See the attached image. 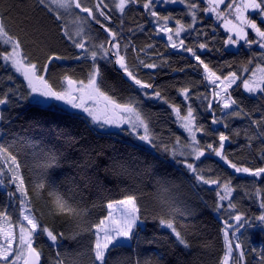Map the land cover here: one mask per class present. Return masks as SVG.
Listing matches in <instances>:
<instances>
[{"label":"trees","instance_id":"1","mask_svg":"<svg viewBox=\"0 0 264 264\" xmlns=\"http://www.w3.org/2000/svg\"><path fill=\"white\" fill-rule=\"evenodd\" d=\"M97 2L99 0H86L89 7H93ZM144 2L146 0L130 4L123 14L111 6L104 8L103 11L111 17L110 22L99 16L93 7L101 24L95 21L91 23L88 18L85 39L88 40V48L110 39L101 25L117 32L121 54L125 55L129 69L142 82L153 85L149 89H140L125 77L118 65L109 64L105 68L104 62H100L108 83L116 88L118 95L122 99L135 98L148 114L150 129L156 137L155 142L162 145L159 149L140 144L134 135H129L127 131H107L112 133L109 135L105 131L96 130L88 121L74 116L72 113L76 111L65 110L66 108L57 104L39 107L32 105L29 100L20 99L29 91L26 81L0 61V97L5 93L9 97V104L1 108L9 121L4 125L9 133L8 139L12 140L18 136L39 145L35 149L36 155H33L32 149L18 143V159L22 164L27 161L29 168L33 169L31 173L28 168L23 171L35 209L44 213L45 224L54 231H63L66 237L61 248H53L44 237L36 241L34 246L38 245V251L41 252V264H54L57 251L60 252L64 264H90L89 255L93 241L88 232H82L75 239L68 238L74 229L68 226L66 218L50 217L45 200L36 198L31 179L43 171L39 167L45 162L41 148L46 150L54 147L62 154L61 167L49 170V181H55L62 192L77 188L82 193V205L91 209L92 221L106 216L107 203L123 198L124 190L143 193L140 199L143 205L142 213L146 209L148 217L142 225L145 230L140 233L138 245L134 244L132 248L111 253L114 264H132L134 254H138L137 258L141 260L150 257L152 264H219L224 254V221L228 219V212L232 211L227 208L229 201H219V187L198 183L192 173L182 164L175 163L170 153L163 150L164 146L169 149L178 147L175 143L177 138L180 145L189 143L188 134L180 126L173 107L179 108L181 115H185L186 105H190L194 109L197 123L202 124L205 131L216 129L228 135L231 142L225 141L224 154L232 163L251 168L264 167V160L261 159L264 153V138L259 135L264 132V123L260 126L253 123L256 120L264 121V96H250L242 86H237L240 83L238 81L229 92L248 115L242 113V118L228 117L212 98L211 93L215 89L204 80L203 67L191 53L171 48L156 29V18L143 8ZM193 2L200 9L207 6L205 0ZM103 3L107 4L104 0ZM158 5L156 3L154 6L158 15L171 16L174 18L172 20H179L186 28L191 23L187 7ZM74 10L81 14L75 8ZM0 14L3 15L9 34L20 40L25 54L33 62L42 65L49 56L66 57L53 60L49 65L51 80L55 81L57 86L65 74L73 79L85 78L91 61L71 59L72 56L81 54V50L73 47L62 32L63 27L68 28V14L60 13L62 18L58 20L56 11H50L49 5L41 4L39 0H0ZM253 19L264 29V24L257 14ZM89 37L92 39H88ZM226 38L227 33L220 22L203 11L197 12L195 28H189L182 37L186 47L193 48L219 75L236 71L238 75L247 77L250 73L240 71L243 66L252 69L257 64H264L260 55L264 50L256 44L251 48L242 45L237 50H229L225 46ZM249 39H256L252 31H249ZM201 43L207 44L208 47L200 49L198 46ZM124 45H129L126 52ZM6 51L0 43V54ZM249 60H252L251 65L247 63ZM140 61L158 66L145 68ZM226 64L231 67L225 66ZM184 88L190 89L188 100L181 94V89ZM9 89L12 91L9 92ZM154 90L160 91L164 99H149L143 94H151ZM204 96L209 99H202ZM209 102L212 104L211 110L206 108ZM213 116L229 127L212 124ZM237 131L239 135L235 134ZM197 139L200 140L201 147L209 143L213 147L218 146V135L215 132L211 135L197 133ZM10 150L17 154L15 149ZM204 150L205 156L199 161L187 156L178 159H186L189 163L196 164L198 169L204 170L206 178L222 181L231 179L233 186H239L232 198V202L236 204L235 211L246 216L261 214V196L257 195L254 189L260 188L264 193V183L259 180L254 184L249 183L252 177L235 173L220 157L210 155L206 147ZM117 162L122 163L127 171L117 167ZM164 188H169L170 191L164 192ZM9 190L14 191V187ZM161 197L168 199L170 203L162 205ZM219 203H223L225 207L217 212L214 209ZM2 207H7L15 222L18 215L16 206L9 204L3 190H0V208ZM160 216L174 219L177 230L193 244L190 251L178 245L170 230L161 227L158 220ZM246 235L247 239L241 233L239 236L245 249V264H260V253L264 249V229H248ZM251 248L256 251H250Z\"/></svg>","mask_w":264,"mask_h":264},{"label":"snow or ice","instance_id":"2","mask_svg":"<svg viewBox=\"0 0 264 264\" xmlns=\"http://www.w3.org/2000/svg\"><path fill=\"white\" fill-rule=\"evenodd\" d=\"M139 2L140 0H118L115 7L123 14L130 4ZM39 3L49 5L50 11H55L51 7V5H55L56 9H64L66 12H70L75 8L82 13H87V17L80 18L77 16L74 21V23L80 25L88 23V18H91L97 24H101L96 13L104 17L105 20L111 19L103 11L104 8L108 7L107 4L103 3V0H99L93 6L96 13H94L93 7L87 6L86 0H39ZM156 3L185 4V0H146L142 6L148 10L152 17L156 18V22L159 24V32L167 36L171 48L183 49L185 52L191 53L194 59L199 62V65L203 67L204 80L209 82L215 89L211 96L221 109L229 110L226 115L237 118H242V113L245 116L248 115V113H244L238 101L232 98L229 89L233 85H237L239 81L240 83L237 86H242L243 90L250 96H264V64H257L252 69L243 66L240 71L250 73L247 77L238 75L236 71L219 75L217 71L210 68L209 64L205 63L197 55L193 48L186 47L185 41L179 39V37L181 32H185L189 28H195L197 12L203 11L214 14L215 18L222 24L223 29L229 34L225 40L226 47L239 48L243 42L249 48L256 44L260 49L264 50V29L249 15L250 12L257 14L261 22L264 23V0H206L207 6L203 9H200L193 0H188L186 7L189 9L192 21L186 28L179 20H176L178 27L175 30L168 27L167 24V21L174 18L168 15H158L154 10ZM221 5L224 6V10H221ZM61 18L60 12L56 11V19L59 20ZM161 21H164V23H160ZM101 27L110 39L93 44L91 48L86 47L88 40L85 39L83 27H77L74 32L67 27L62 28L63 35L67 40L71 41L72 46L81 50V54L74 55L71 59L91 61V63L84 79H73L70 75L65 74L57 86L56 82L51 80L49 65L52 64L53 60L65 59L66 57L59 55L49 56L42 65L33 62L25 54L20 40L9 34L5 27L3 15L0 14V43L10 47V51L6 55L0 54V61L11 67L27 82L29 91L27 95H22L20 99L29 100L32 105L39 107H51L53 101L61 102L68 106L65 110H77L72 114L77 118L88 121L96 130L105 131L109 135L112 134L107 132L110 128L119 129L121 132L127 131L129 135H134L137 140L147 146L159 149L162 145H158L155 142L156 137L150 129L148 114L143 111L139 101L135 98L122 99L118 95L116 88L108 83L100 62H104L105 68L109 64L118 65L119 70H122L123 74L140 89H149L153 85L142 82L129 69L125 55L121 54L118 33L103 25ZM249 30L254 33L257 39H249ZM141 31H143L142 28ZM88 39H92V37ZM106 45H111V48L106 47ZM128 47L129 45L123 46L125 52ZM198 47L206 49L208 46L201 43ZM260 55L261 59L264 60V51ZM140 63L145 68H156L158 66L154 63L146 64L143 61H140ZM247 63L251 65L252 60ZM225 66L231 67L230 64ZM11 91L9 89V92ZM189 92L190 89L188 88L181 89V94L185 100L190 99ZM143 94L148 96L149 99H164L160 91L156 90L151 94L147 92ZM202 99L207 100L209 97L204 96ZM8 104L9 97L5 93L0 97V108ZM206 108L211 110V102L206 105ZM173 111L180 121V126L187 132V139L190 142L180 145V141L177 138L175 143L178 147L169 149L164 146L163 150L170 153L175 163L182 164L188 172L192 173L198 183L216 185L220 188L223 194L217 193L219 201H229L227 208L232 211L228 212V219L224 221L223 239L225 250L219 264H245L243 242L236 234L241 233L247 239L246 233L248 229L256 227L264 229V193H262L260 188L254 189V192L261 196L259 203V208L262 210L261 214L246 216L244 213L236 212V204L232 202V198L234 191L239 186H233L231 179L222 181L220 179L206 178L203 174V169H198L196 164L189 163L186 159L180 160L178 157H194L196 161H199L201 157L205 156L204 148L206 147L210 155L220 157L229 164L235 173L252 177L253 179L249 183L253 184L258 180L264 183V167L238 166L228 160L227 155L224 154V148L225 141L231 142L230 137L223 132H218L216 129L205 131L203 125L197 123L194 109L190 105H186L185 115H181L179 108L173 107ZM7 123L9 121L6 119L4 111L0 110V190H3L7 202L16 206L15 210L18 215L16 221L13 222L7 207L0 208V264H41V252L38 251V245L34 246L36 241L44 237L53 248H61L63 247L62 241L66 237L63 231H54L45 224L44 213L35 209L33 197L29 195L23 171L28 168L31 173L33 169L29 168L27 161L22 164L21 160L18 159V143L32 149L33 155H36L35 149L39 145L31 140L25 141L18 136L9 140V133L4 128ZM211 123L214 125L222 124L225 128L229 127L228 124L215 118V116H213ZM253 123L260 126L264 121L256 120ZM213 132L218 135V146L213 147L209 143L201 147L200 140L197 139V133L211 135ZM235 134L239 135V132L237 131ZM259 135L264 138V132ZM251 139L250 137L249 140ZM185 148L188 149L187 152L184 151ZM10 149H15L17 154H14ZM40 150L44 154L45 162L39 166L43 171L34 179H31L32 190L36 198L45 200L47 214L50 217L60 216L66 218L68 226L74 229L68 238L75 239L82 232L91 234L93 241L89 255L90 264H114L111 257L112 252L119 249L132 248L134 244L138 245L140 233L145 230L142 225L148 218L146 209L142 213L143 205L140 203L142 192L124 190L123 198L107 203L106 208L108 211L106 216L92 221L90 219L91 209L82 205V193L77 188L73 187L68 189L67 192H62L55 181H49V170L61 167L62 154L54 147L46 150L41 148ZM261 159L264 160V153H262ZM117 167L127 171L122 163L117 162ZM12 187H14V191L9 190ZM163 191L169 192L170 189L164 188ZM160 202L162 205L170 203L168 199L163 197L160 198ZM224 207L223 203H219L214 210L219 212ZM158 220L161 227L170 230L178 245L187 251L193 248V244L177 230L172 217L165 218L160 216ZM230 221H235V223ZM242 229L244 232H242ZM230 232L232 236H230ZM249 250L252 252L256 251L255 248ZM56 255L57 259L54 264H64L59 251H57ZM137 256L138 254H134L132 264H152L150 257H145L141 260ZM260 264H264V249L260 253Z\"/></svg>","mask_w":264,"mask_h":264},{"label":"rangeland","instance_id":"3","mask_svg":"<svg viewBox=\"0 0 264 264\" xmlns=\"http://www.w3.org/2000/svg\"><path fill=\"white\" fill-rule=\"evenodd\" d=\"M105 1V3H107L108 4V6H111L114 10H116L118 13H120L119 11H118V9H116V7H115V5H116V3H118V0H104ZM206 1V0H205ZM159 4V5H158ZM186 4H187V2L185 1V4H180V3H176V4H160V3H157V5L158 6H164V7H167V6H184V7H186ZM51 7L53 8V9H55V11H59L60 13H66V14H68L67 15V24H68V29L70 30V31H72V32H74L75 31V29L77 28V27H83L84 28V31H86V24H82V25H80V24H76V23H74V21L76 20V18H77V16L78 17H80V18H84L85 16L84 15H82V14H79V13H77L75 10H74V8L70 11V12H66L64 9H56V6L55 5H51ZM222 8H223V5H221V10H222ZM188 9V8H187ZM188 12H189V9H188ZM207 15H209V16H213L214 18H215V15L214 14H209V13H206ZM249 15H250V17L253 19V16L254 15H256L255 13H249ZM189 17L191 18V16H190V12H189ZM258 18H259V20H261L260 19V17L258 16ZM68 19H69V22H68ZM196 20H197V17H196ZM217 20V19H216ZM255 20V19H254ZM191 21H192V18H191ZM218 21V20H217ZM219 22V21H218ZM256 22H257V24L259 25V23H258V21L256 20ZM160 23H164V21H161ZM167 24H168V27H170V28H172L173 30H175V28L176 27H178V25L176 24V21L175 20H169V21H167ZM182 24V23H181ZM221 24V23H220ZM264 24V23H263ZM154 25H155V27H156V29L159 31V24L156 22V19H155V21H154ZM221 26H222V24H221ZM260 26V25H259ZM222 28H223V26H222ZM188 31V30H187ZM187 31H185V32H181V34H180V37H179V39H182V37H183V35L187 32ZM225 31V30H224ZM249 31H251V30H249ZM226 32V31H225ZM161 34H162V36L167 40V36L164 34V33H162V32H160ZM227 33V32H226ZM227 35H229L228 33H227ZM77 39H79L78 37H77ZM257 39V38H256ZM168 41V40H167ZM169 43V42H168ZM1 45L3 46V49H7V51L6 52H3V55H6L9 51H10V47L9 46H7V45H3L2 43H1ZM242 45H244L243 44V42L241 43V46ZM240 48V47H239ZM227 49H229V50H237L238 48L237 47H233V46H227ZM176 50H181V49H176ZM20 75V74H19ZM21 76V75H20ZM22 77V76H21ZM23 78V77H22ZM27 83V82H26ZM208 84L211 86V87H213L209 82H208ZM234 86V85H233ZM154 99V98H153ZM155 100H157V99H155ZM52 104H57V105H59V106H62V107H64V108H68V106L67 105H64L63 103H61V102H57V101H53L52 102ZM0 110H1V108H0ZM224 110V112L225 113H227L229 110H227V109H223ZM71 111H77V110H71ZM107 131H120L119 129H116V128H110V129H108ZM135 137V136H134ZM135 140L137 141V142H139L140 144H143V145H146V144H144L143 142H141V141H139V140H137L136 138H135ZM190 142V141H189ZM147 146V145H146ZM184 151L185 152H187L188 151V149H184ZM221 194H223L222 192H221ZM225 201H227V200H225ZM221 202H224V201H221ZM233 223H235V221H233ZM242 231H243V229H242ZM230 234V236H232V233L230 232L229 233ZM237 236H240V233H237L236 234ZM233 239L235 240V238L233 237ZM235 254V253H234Z\"/></svg>","mask_w":264,"mask_h":264},{"label":"water","instance_id":"4","mask_svg":"<svg viewBox=\"0 0 264 264\" xmlns=\"http://www.w3.org/2000/svg\"><path fill=\"white\" fill-rule=\"evenodd\" d=\"M78 12H80L79 11V9H76ZM81 14H83V15H86L87 16V13H82V12H80ZM90 19V22L91 23H94V21L93 20H91V18H89ZM107 47H109V48H111V45H108ZM126 77V76H125Z\"/></svg>","mask_w":264,"mask_h":264},{"label":"built area","instance_id":"5","mask_svg":"<svg viewBox=\"0 0 264 264\" xmlns=\"http://www.w3.org/2000/svg\"><path fill=\"white\" fill-rule=\"evenodd\" d=\"M104 18V17H103ZM109 22L111 21V19L110 20H108Z\"/></svg>","mask_w":264,"mask_h":264},{"label":"crops","instance_id":"6","mask_svg":"<svg viewBox=\"0 0 264 264\" xmlns=\"http://www.w3.org/2000/svg\"><path fill=\"white\" fill-rule=\"evenodd\" d=\"M170 44V43H169Z\"/></svg>","mask_w":264,"mask_h":264}]
</instances>
